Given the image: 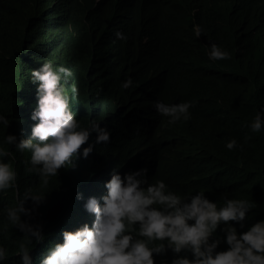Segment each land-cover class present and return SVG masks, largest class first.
<instances>
[{
	"label": "trees",
	"instance_id": "trees-1",
	"mask_svg": "<svg viewBox=\"0 0 264 264\" xmlns=\"http://www.w3.org/2000/svg\"><path fill=\"white\" fill-rule=\"evenodd\" d=\"M195 25L203 29L198 38ZM118 31L128 39H118ZM213 43L231 58L209 59ZM46 62L71 71L61 83L72 111L84 127L93 120L107 126L110 143L96 145L86 159L79 155L75 167L60 169L43 188L28 170L31 151L12 145L17 187L0 193V246L8 252L0 264H22L24 233L5 209L25 192L46 195L39 206L29 200L32 216L21 217L43 226L44 241L28 245L31 264H42L65 231L91 227L89 200L80 203L77 194L85 195L91 170L102 162L122 177L147 168L149 184L162 180L182 197L203 191L218 207L225 198L248 200L246 219L230 222L238 234L264 221V128L250 127L264 114V0H0V115L10 121L8 128L0 122V147L9 134L31 138L39 86L31 70ZM129 77L133 85L122 89ZM156 101L194 102L190 119L169 124ZM232 139L237 146L229 150ZM224 227L210 239H220L216 251L229 248Z\"/></svg>",
	"mask_w": 264,
	"mask_h": 264
},
{
	"label": "clouds",
	"instance_id": "clouds-1",
	"mask_svg": "<svg viewBox=\"0 0 264 264\" xmlns=\"http://www.w3.org/2000/svg\"><path fill=\"white\" fill-rule=\"evenodd\" d=\"M193 30L197 38L203 35L199 25ZM116 36L121 40L128 39L119 31ZM230 58L229 52L217 44L210 45L209 59ZM71 75V71L63 66L54 70L50 62L43 63L38 70H31L33 82H39L38 106L32 115L35 125L31 138L17 141L15 135L9 134L4 146L0 147V193L17 187L18 173L11 163L14 159L10 151L12 145L21 153L31 151L32 168L28 170L41 177L43 188L48 185L50 177L59 175L60 169L75 167L73 161L79 155L83 154L86 159L96 145L104 148L110 143L111 132L107 126L101 127L93 120L84 127L72 111L68 90L61 83L62 77L66 83ZM132 85L133 80L129 77L122 82L121 88L126 90ZM71 92L79 95L75 85H72ZM193 103L169 105L156 101L154 107L159 114L170 118L169 124H175L181 119H190L189 109ZM0 122L7 128L10 124L2 115ZM250 127L253 132L261 131L264 114L257 113ZM87 144L88 147H84ZM236 146L235 139L226 145L229 150ZM5 157L9 162H4ZM101 166L102 163L91 170L85 195L82 197L81 191L77 194L80 203L87 196L86 208L96 217L93 225L85 224L74 232L65 231L63 243L56 244L43 258L42 264H155L154 254L159 255L157 264H264V221L255 223L242 234H238L230 223L246 219L253 207L248 200L225 198L223 206L218 207L203 191L182 197L169 191L162 180L149 184L147 168L133 173L126 171L122 177L120 172L108 170L105 164L102 172ZM145 184L148 186L142 187ZM45 198L43 193L25 192L16 207L5 209L7 220L24 233V242L19 244L17 252L22 264H31L28 245L45 239L42 225L21 219L22 215L31 217L34 211L25 205L31 200L34 206H39ZM222 224L225 225L223 232L229 248L216 251L221 241L216 239L210 243V239L222 236L216 234ZM169 249L185 256L174 258ZM190 253L192 259L188 257ZM7 257V250L0 246V261Z\"/></svg>",
	"mask_w": 264,
	"mask_h": 264
},
{
	"label": "bare ground",
	"instance_id": "bare-ground-1",
	"mask_svg": "<svg viewBox=\"0 0 264 264\" xmlns=\"http://www.w3.org/2000/svg\"><path fill=\"white\" fill-rule=\"evenodd\" d=\"M104 169H105V166H104V164L102 162V172L104 171ZM92 223H93V221H92Z\"/></svg>",
	"mask_w": 264,
	"mask_h": 264
}]
</instances>
